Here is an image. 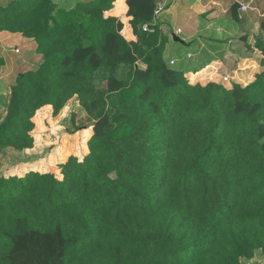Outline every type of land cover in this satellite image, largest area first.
Returning a JSON list of instances; mask_svg holds the SVG:
<instances>
[{"label":"trees","instance_id":"obj_1","mask_svg":"<svg viewBox=\"0 0 264 264\" xmlns=\"http://www.w3.org/2000/svg\"><path fill=\"white\" fill-rule=\"evenodd\" d=\"M157 1L0 3V32L42 56L0 121V264L264 258V18L251 83L191 84Z\"/></svg>","mask_w":264,"mask_h":264},{"label":"crops","instance_id":"obj_2","mask_svg":"<svg viewBox=\"0 0 264 264\" xmlns=\"http://www.w3.org/2000/svg\"><path fill=\"white\" fill-rule=\"evenodd\" d=\"M7 1L9 0H0V3ZM60 1L76 5L78 2L93 0H58ZM234 3L239 6L248 5L246 11H238L241 22L232 19L230 9ZM158 4H162L163 10L155 23L167 40L164 59L167 63L174 62L176 68L183 71L187 78L192 76L194 81L191 80V84L206 85L209 82L220 83L227 80L228 83L247 86L254 80L259 69L252 53L247 50V45H252L262 37L259 21L264 18V0H158L156 5ZM163 12L168 18L167 24L161 23L164 21L161 16ZM180 19H184L187 30L174 26L173 23ZM177 30H181V34H176ZM18 36L20 34L0 32V46L18 41ZM14 53H0V58L5 63L0 71V80L4 69L14 72L13 81L23 72L20 69L24 61L16 60ZM6 89L9 98L11 87ZM3 110L0 121L5 117L6 106ZM246 264H264V258L259 253Z\"/></svg>","mask_w":264,"mask_h":264},{"label":"rangeland","instance_id":"obj_3","mask_svg":"<svg viewBox=\"0 0 264 264\" xmlns=\"http://www.w3.org/2000/svg\"><path fill=\"white\" fill-rule=\"evenodd\" d=\"M55 2H58V0H54ZM59 6H61L62 8H69L71 9L74 5L70 4L67 1H60L58 2ZM173 11V10H172ZM162 18H163V22L164 24H167L169 22H167L168 18L166 19V16L164 14V12L162 13ZM174 26H179L181 28V30H187L188 27L185 26V21L184 19H180L179 22H175L173 23ZM176 28V27H175ZM21 36V35H20ZM18 36L20 39L18 41H14V43H10L7 45V43H3L2 46H0V53H14L13 56L15 57L16 60H20V61H24L23 67L20 69V71H27V70H35L38 65L41 64L42 62V56L36 53V45L34 43H32L31 39H27L24 37H20ZM26 39V40H25ZM23 40V42H22ZM34 42V41H33ZM32 43L31 48H29V44ZM12 51V52H11ZM168 65L172 68H176V64H171L168 63ZM3 72V73H2ZM2 81L0 80V116L2 115L1 112H3L6 103H7V92L8 89H6V87H11V84L14 83L13 81V75L14 72L11 70H5L2 71ZM187 77V76H186ZM189 81H191L190 77H188ZM75 111H77V109H75ZM1 119V117H0ZM70 121H71V117L70 115H67L64 119L63 122V126L62 127H67L69 130L73 129V126L70 125ZM75 123H77L78 125H85L86 120H85V113H83L82 111L78 113L76 119H75ZM66 129V128H64ZM59 135V134H58ZM54 140V138H52ZM246 264V263H245Z\"/></svg>","mask_w":264,"mask_h":264},{"label":"built area","instance_id":"obj_4","mask_svg":"<svg viewBox=\"0 0 264 264\" xmlns=\"http://www.w3.org/2000/svg\"><path fill=\"white\" fill-rule=\"evenodd\" d=\"M247 9H248V5H241V7H240V11L241 12L242 11H246ZM162 10H163L162 4L156 5V10L154 12V16H155L154 20L159 17V15L161 14ZM143 30L148 31V28L145 26V27H143ZM176 34H178V35L181 34V30H177ZM173 63L174 62H171V64H173Z\"/></svg>","mask_w":264,"mask_h":264},{"label":"water","instance_id":"obj_5","mask_svg":"<svg viewBox=\"0 0 264 264\" xmlns=\"http://www.w3.org/2000/svg\"><path fill=\"white\" fill-rule=\"evenodd\" d=\"M176 41H180L179 39H176Z\"/></svg>","mask_w":264,"mask_h":264}]
</instances>
